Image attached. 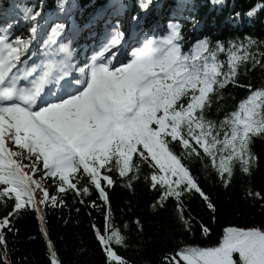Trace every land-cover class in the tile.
I'll use <instances>...</instances> for the list:
<instances>
[{"label":"snow or ice","instance_id":"1","mask_svg":"<svg viewBox=\"0 0 264 264\" xmlns=\"http://www.w3.org/2000/svg\"><path fill=\"white\" fill-rule=\"evenodd\" d=\"M150 4L142 0L140 7L147 12ZM14 10L30 24V35L13 39L8 33L14 23L0 27V205L11 208L0 218V264H12L5 230L13 231V219L36 214L47 237L44 210L66 207L69 192L79 197L77 203L86 204L84 197L93 191L107 206L103 229L92 225L105 264H130L114 248L129 246L128 225L118 227L112 216L108 189L114 187V176L134 188L143 175L155 193L151 207L167 209L172 203L176 221L191 231L194 218L186 199L198 194L216 211L193 173L196 163L225 188L237 165L251 173L258 159L253 141L264 138V86L241 85L238 78L241 69L264 71V52L257 56L251 51L264 42L245 37L213 45L204 38L185 50L179 23L170 22L164 34L137 32L135 38L116 24L91 57L77 64L72 49L58 40L65 24L44 38L42 10ZM257 11H264V4L247 15ZM8 19L18 22L16 17ZM131 21L135 27L140 18ZM229 86L247 87L249 94L226 111ZM214 107L224 112L218 121L209 118ZM248 195L264 201L259 193ZM90 207L98 206L93 202ZM135 224L142 233L141 222ZM47 246L50 264H61L51 241ZM163 261L264 264V230L227 227L218 246L185 245Z\"/></svg>","mask_w":264,"mask_h":264},{"label":"trees","instance_id":"2","mask_svg":"<svg viewBox=\"0 0 264 264\" xmlns=\"http://www.w3.org/2000/svg\"><path fill=\"white\" fill-rule=\"evenodd\" d=\"M64 1L0 0V21L12 23L8 19L11 16L30 26L14 9L26 6L38 10L44 7V20L48 26L55 12L63 10L60 5L64 4ZM162 1H165V9L161 12L164 17L181 16V19L177 20L182 26L185 50L192 39L208 38L213 45L217 41L227 45L229 41L238 42L245 37L264 42V11H257L251 17L247 15L250 10L264 4V0H224L223 4H215L213 0H151L149 10L154 9L146 12L138 26L141 27L148 21L164 26L166 17H162L158 10V4ZM112 2L119 4L115 5ZM141 2L142 0H69L59 22L65 24L70 19L79 22L82 18L92 20L104 4L116 7L119 14L124 15L131 11V17H139ZM181 5L183 7L178 10ZM6 15L9 17H5ZM96 25L98 28L108 26L105 21ZM20 28L24 38L28 37L27 27ZM10 33L13 34L14 29ZM251 51L259 56L264 52V47H254ZM220 59L223 60L225 57L221 55ZM238 83L250 84L253 88L264 86V71L259 67L248 72L241 69ZM248 94L247 87L229 86L225 92L228 98L223 102L225 110L231 111ZM223 115L224 112L217 113L214 107L209 118L218 121ZM252 152L258 159L251 173H243L237 165L232 182L227 188L219 182L214 173L205 172L203 164L196 163L193 166L194 175L199 179L202 190L215 205L216 211L213 213L208 209L198 194L186 199L185 206L194 218L191 231L183 230L176 221L172 203L168 204L167 209L151 207L155 193L150 190L143 175L134 183V188H128L126 181L121 180L118 175L114 176V187L108 189L112 216L118 227L128 225L125 235L128 237L129 246L127 248L114 246L118 254L130 264H164L163 257L172 254L178 247L218 246L227 227L264 230V208L261 207L264 201L248 195L251 191L264 197V138L254 139ZM64 199L66 207H49L44 210L47 237L40 232V221L34 213H24L11 221L13 231L5 230V235L12 264H50L47 246L49 241L61 264H105V256L92 225L103 229L107 206L98 198L95 191L84 197L86 204L77 203L79 197L74 198L71 192ZM93 202L97 204V208L90 207ZM10 210V206L5 208L0 205V218ZM136 220L143 225L142 233L137 229ZM202 226L207 227L209 231L204 233Z\"/></svg>","mask_w":264,"mask_h":264},{"label":"water","instance_id":"3","mask_svg":"<svg viewBox=\"0 0 264 264\" xmlns=\"http://www.w3.org/2000/svg\"><path fill=\"white\" fill-rule=\"evenodd\" d=\"M162 261V260H161Z\"/></svg>","mask_w":264,"mask_h":264}]
</instances>
